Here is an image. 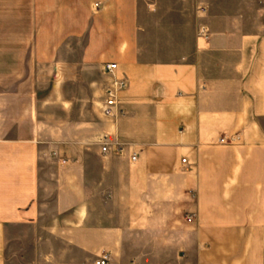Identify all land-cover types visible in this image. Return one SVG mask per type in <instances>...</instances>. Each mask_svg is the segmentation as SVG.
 <instances>
[{
    "label": "crops",
    "instance_id": "0c3cea01",
    "mask_svg": "<svg viewBox=\"0 0 264 264\" xmlns=\"http://www.w3.org/2000/svg\"><path fill=\"white\" fill-rule=\"evenodd\" d=\"M34 4L33 41L3 63L30 49L57 80L68 65L107 80L116 62L128 87L70 151L31 77L0 88V264H264V0Z\"/></svg>",
    "mask_w": 264,
    "mask_h": 264
},
{
    "label": "rangeland",
    "instance_id": "374dc122",
    "mask_svg": "<svg viewBox=\"0 0 264 264\" xmlns=\"http://www.w3.org/2000/svg\"><path fill=\"white\" fill-rule=\"evenodd\" d=\"M34 3L35 0H0V88H7L8 85L16 87L15 84H20L23 77H31L32 83L39 89L41 118L47 123L48 135L53 138L58 136L63 140V147L70 151L73 131H84L85 144L95 145L94 126L104 114L103 103L109 85V79L104 80L102 71L68 65L63 78L57 80L53 66L32 62L30 49H26L25 58L28 61L25 63L2 62L8 55L19 56L18 48L33 41L39 18L35 15ZM68 43L81 53L86 37ZM6 45H11L13 49ZM56 87H64L67 91L68 99L64 103L55 92ZM63 259L65 264H71V256L65 255Z\"/></svg>",
    "mask_w": 264,
    "mask_h": 264
},
{
    "label": "built area",
    "instance_id": "2783aa9c",
    "mask_svg": "<svg viewBox=\"0 0 264 264\" xmlns=\"http://www.w3.org/2000/svg\"><path fill=\"white\" fill-rule=\"evenodd\" d=\"M208 30L206 27H202L200 30V35L202 37L208 38ZM104 73L108 77V88L106 90V95L103 103V112L106 117L117 118L118 115L122 114L123 111L120 107L121 104V93L125 91L128 87V81L124 76L119 74V64L116 62H108L104 64ZM238 136H234L230 143L236 142ZM221 143H229L227 138L224 137L220 140ZM101 148L104 153H108L112 150L121 151V146L110 134L104 135L101 141ZM133 161L137 160L136 155L132 157ZM186 162V159L183 160ZM96 264H111L110 257L108 255H103L99 257Z\"/></svg>",
    "mask_w": 264,
    "mask_h": 264
}]
</instances>
